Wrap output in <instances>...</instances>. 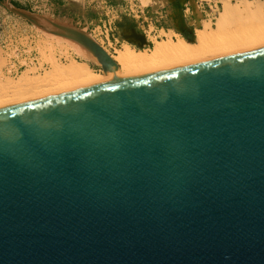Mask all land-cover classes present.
<instances>
[{
    "label": "water",
    "instance_id": "obj_1",
    "mask_svg": "<svg viewBox=\"0 0 264 264\" xmlns=\"http://www.w3.org/2000/svg\"><path fill=\"white\" fill-rule=\"evenodd\" d=\"M0 264H264V46L0 109Z\"/></svg>",
    "mask_w": 264,
    "mask_h": 264
},
{
    "label": "rangeland",
    "instance_id": "obj_2",
    "mask_svg": "<svg viewBox=\"0 0 264 264\" xmlns=\"http://www.w3.org/2000/svg\"><path fill=\"white\" fill-rule=\"evenodd\" d=\"M167 1L0 0V94H5L3 89H14V81L19 85L28 81L26 85H31L37 78L42 80L50 72L55 73L53 61L67 64L75 59L82 65L87 64L106 73L101 63L75 53L65 41H60L63 36L50 32L49 29L57 30L54 23L82 30L114 53L125 44L133 49L146 50L154 46L155 39H167L169 35L193 41L198 29L209 23L210 27H216L215 22L223 8L220 7L219 12L213 15L205 2L197 5L192 0L194 10L185 17L172 9L165 11L163 6ZM237 1L222 0L223 6L225 2L235 4ZM254 1L264 4V0ZM18 11L39 18L42 26L18 14ZM213 16L216 18L212 20ZM193 21L197 30L189 26ZM245 22L255 23L257 20L236 18L227 27L237 30Z\"/></svg>",
    "mask_w": 264,
    "mask_h": 264
},
{
    "label": "bare ground",
    "instance_id": "obj_3",
    "mask_svg": "<svg viewBox=\"0 0 264 264\" xmlns=\"http://www.w3.org/2000/svg\"><path fill=\"white\" fill-rule=\"evenodd\" d=\"M258 2L254 0H238L235 4L225 2L215 22L216 27H210L209 23L205 28L198 29L193 41L180 36L172 38L169 35L167 39H155L154 46L146 50L133 49L125 44L114 53L109 52L102 45L119 66L110 72L95 70L87 64H80L75 59L67 64L53 61L55 73H47V77H43L42 80L37 78V81H32L34 83L31 82V85H26L28 81L25 85H19V81V84H16L14 81L15 85L12 82L14 89H6L7 92L3 89L5 94H0V109L106 82L231 56L264 46V4ZM236 18L245 20L253 18L257 22L247 23V21L245 24H240L239 29L229 30L228 23ZM60 41H65L75 53L88 56V59L90 57L100 63L79 43L66 37H61Z\"/></svg>",
    "mask_w": 264,
    "mask_h": 264
},
{
    "label": "crops",
    "instance_id": "obj_4",
    "mask_svg": "<svg viewBox=\"0 0 264 264\" xmlns=\"http://www.w3.org/2000/svg\"><path fill=\"white\" fill-rule=\"evenodd\" d=\"M205 1H211V0H193V2H195L197 5H199L200 2H205ZM163 8L167 12H169V9H172V11L176 13H181V15L184 16L185 13H189L190 11L194 10V5L192 3V0H168L166 4L163 6ZM189 24H193L194 27L196 26L194 21ZM195 28L197 30V27Z\"/></svg>",
    "mask_w": 264,
    "mask_h": 264
},
{
    "label": "built area",
    "instance_id": "obj_5",
    "mask_svg": "<svg viewBox=\"0 0 264 264\" xmlns=\"http://www.w3.org/2000/svg\"><path fill=\"white\" fill-rule=\"evenodd\" d=\"M205 3L209 6V10L210 12L214 15L217 12H219L220 7H223V2L222 0H211V1H205ZM193 14V13H192ZM188 13H185V17H187ZM216 18L215 16H213L212 20ZM191 23V22H190ZM191 29H193V24L189 25Z\"/></svg>",
    "mask_w": 264,
    "mask_h": 264
}]
</instances>
